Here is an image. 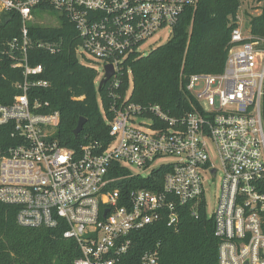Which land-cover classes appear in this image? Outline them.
I'll use <instances>...</instances> for the list:
<instances>
[{"label": "built area", "instance_id": "2783aa9c", "mask_svg": "<svg viewBox=\"0 0 264 264\" xmlns=\"http://www.w3.org/2000/svg\"><path fill=\"white\" fill-rule=\"evenodd\" d=\"M195 2L0 0V19L21 17L20 35L6 41L0 60L23 74L15 85L21 92L0 104V126L11 128L9 140L0 137V201L17 207L22 226L63 227V238L80 251L74 264H117L133 232L161 219L177 229L179 206L197 217L201 202L206 210V185L219 171L215 207L207 213L219 242L215 264H264V49L249 32L233 28L223 70L188 76L189 109L181 116L130 100L131 60L145 55L142 46L160 31L171 35L179 13ZM48 11L56 13L52 26H61L62 18L73 25L80 62L97 72V102L108 126L104 144L61 145L59 112L44 111L47 101L29 97L31 87L48 82L35 78L41 64L28 62L27 23L42 24L39 15ZM34 44L52 54L62 47L53 39ZM105 65L112 73L98 88ZM159 168L166 170L159 189L121 191L125 180ZM140 264H158V251L143 252Z\"/></svg>", "mask_w": 264, "mask_h": 264}, {"label": "trees", "instance_id": "16d2710c", "mask_svg": "<svg viewBox=\"0 0 264 264\" xmlns=\"http://www.w3.org/2000/svg\"><path fill=\"white\" fill-rule=\"evenodd\" d=\"M241 0H196L185 6L177 16L169 38L131 60L132 91L130 100L139 104H159L168 114L181 116L189 109L185 84L194 73H218L223 70L230 35L237 26L236 12ZM260 13L249 21V33L264 49V0ZM0 19V49L7 40L20 35L21 17L8 13ZM55 27L27 23L32 44L27 48L31 65L41 64L42 73L35 78L46 80V87H31L29 97L47 101V110H57L60 120L55 137L68 148L78 150L85 144H104L108 126L100 112L94 80L95 68L80 62L75 45L77 33L71 23L62 18ZM53 39L62 41L60 51L49 53L37 48L35 41ZM23 80L19 68H11L9 59L0 60V104H10L19 94L15 85ZM126 84L123 87L125 89ZM122 90V91H123ZM102 94V89H101ZM103 101L107 102L106 97ZM261 116L264 127V82L261 95ZM85 123L73 135L78 118ZM11 128L0 126V137H10ZM166 170L159 168L147 177L125 180L121 188L144 187L159 189ZM153 182V184H152ZM155 182V183H154ZM198 216L193 217L188 205L179 206L177 229L169 227L165 219L158 220L132 233L130 249L120 256L117 264H140L147 250L158 251V264H215L218 239L214 236L213 219L199 204ZM17 207L0 201V264H74L80 255L76 243L62 236L63 227H27L16 221Z\"/></svg>", "mask_w": 264, "mask_h": 264}, {"label": "rangeland", "instance_id": "374dc122", "mask_svg": "<svg viewBox=\"0 0 264 264\" xmlns=\"http://www.w3.org/2000/svg\"><path fill=\"white\" fill-rule=\"evenodd\" d=\"M261 5V0H241L239 8L236 12L237 26H239L242 30L249 32V21L252 16L258 15L260 13ZM55 17L56 13L48 11L47 14H40L38 21L42 24L56 25L57 23L55 22ZM169 36V29L160 31L142 46L143 52L147 54L152 47H156L164 43L169 38ZM221 176L222 174L219 171L214 179L210 178L211 180H209L206 185L207 187L205 188L206 211L209 215L213 212L215 207Z\"/></svg>", "mask_w": 264, "mask_h": 264}, {"label": "water", "instance_id": "95a60500", "mask_svg": "<svg viewBox=\"0 0 264 264\" xmlns=\"http://www.w3.org/2000/svg\"><path fill=\"white\" fill-rule=\"evenodd\" d=\"M104 69H105V75H104L103 78H101V80H100V82L98 84V88H100L103 85V83L107 80V78L112 73V67H111V65H105V68ZM84 123H85V118L79 117L75 128L72 130L74 136H77V134L82 129Z\"/></svg>", "mask_w": 264, "mask_h": 264}]
</instances>
